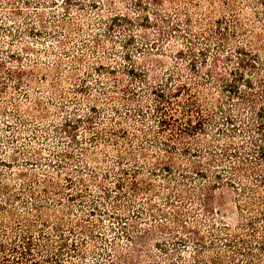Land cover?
Listing matches in <instances>:
<instances>
[{
	"label": "rangeland",
	"instance_id": "1",
	"mask_svg": "<svg viewBox=\"0 0 264 264\" xmlns=\"http://www.w3.org/2000/svg\"><path fill=\"white\" fill-rule=\"evenodd\" d=\"M238 1L240 17L246 22V27L254 26L256 31H262L263 27L253 14L249 0ZM222 9L217 0H0V187L6 186L19 192L28 186L31 175L41 180L45 173L52 175L59 185L65 186V172L74 170L72 178L79 175L87 188L81 191V197L71 196L67 199V195L58 196L64 203L67 228L78 229L81 223L87 222L86 219L100 224L94 228L92 237L86 233L70 236L72 241L84 238L85 245L79 247L83 256L66 254L58 264H107L110 257L104 255V251L114 254V245L118 252L116 256L121 253L131 257L132 264H174L178 251L188 256V250L173 244L169 234L154 226L165 220L158 213L172 212V207L165 203V197L175 188L181 177L180 169L186 168L191 157L180 151V145H177L178 149L173 152L176 165L172 171L166 174L161 171L151 173L156 157L165 154L159 142L165 136L157 126L158 118L152 109L154 95L150 89L157 81L165 82V76L175 66L182 67L186 63L184 57L177 53L186 45L185 40L180 38L186 27L184 13H189L195 19L207 15V19L213 20L222 15ZM165 18L173 23L179 21V27L172 29L175 27ZM201 27L206 31L207 28L200 25L192 28L193 33ZM240 37L232 39L231 44L240 43ZM191 39L198 47L211 41ZM130 63L137 72L142 70L148 73V86L122 70ZM99 65L103 66L102 69L98 68ZM209 65L208 57L205 67ZM112 66L120 79L118 86H115L113 76L107 73V68ZM201 68L204 69L203 66ZM19 70L20 82L14 75ZM129 87L134 91L133 96L126 92ZM202 90L204 95L210 96L212 91L214 97L220 99L217 88ZM108 95H114L115 99ZM90 106H95L99 111L93 119V131L105 127L108 128L106 131L125 128L126 137L118 139L121 150L138 153V163L144 165L140 176L154 184L149 192L136 194L131 204L127 196L121 195L118 203L125 207L118 219L103 213L88 215V205L92 199L109 211L112 210L110 205L115 203L113 195L119 191L115 186L119 172L115 162V146L111 141L93 145L89 141L92 131H88L81 122L76 128L78 145L72 144L68 137L58 131L67 118L81 121ZM113 107L118 109L120 117L117 118L112 112ZM125 107L131 110L140 107L143 113L124 114ZM143 131L149 134L147 138L143 136ZM214 133L213 128L208 129L204 136L192 140L193 145L204 148L203 142ZM155 134L158 141L152 142L151 135ZM106 135L108 139L113 136L108 132ZM219 142L222 140L219 139ZM66 148L71 151L72 157L63 160L64 168L60 172L55 164L47 165L46 159L52 157L53 151L60 153ZM140 150L149 153L150 157L143 159ZM123 164L134 166L130 160ZM91 174L95 177H91ZM90 178L99 181L105 191L109 190L110 197H104L103 190H99ZM81 188L83 186L75 178L65 192L75 193ZM56 195L53 194L58 198ZM23 196L24 200L29 199ZM149 198L156 205L155 218L148 216L145 202ZM2 201L0 193V203ZM52 203L51 198L44 202L47 206H52ZM174 203L179 205L178 201ZM12 205L18 213L30 215L29 203L27 207L15 200ZM185 206L193 207L190 219H206L198 207ZM134 207L140 211L136 217L138 229H152L154 233L149 236L150 245L146 249L139 247L140 257L133 251L134 246L118 234L123 229L122 225L130 228V217L135 215L131 209ZM226 207L222 220L235 225L239 212L231 200H227ZM168 225L173 232L176 231L173 223L169 222ZM45 229L56 234L50 227ZM147 251L153 261L146 259ZM116 256L112 258L121 263Z\"/></svg>",
	"mask_w": 264,
	"mask_h": 264
},
{
	"label": "trees",
	"instance_id": "2",
	"mask_svg": "<svg viewBox=\"0 0 264 264\" xmlns=\"http://www.w3.org/2000/svg\"><path fill=\"white\" fill-rule=\"evenodd\" d=\"M217 1L223 13L216 19H207V15L195 19L189 13H184L186 27L180 38L185 40L186 45L177 53L184 57L186 63L182 67L175 66L165 76V82L157 81L150 89L154 95L152 109L158 118L157 126L165 136L162 141L159 140L165 152L164 159L160 155L156 157L151 173L161 171L166 174L172 171L176 165L173 152L178 149L177 145H180V151L191 157L186 168L180 169L181 177L175 188L165 197V203L172 207V212L158 213L165 220L154 226L169 234L173 244L188 250V256L178 251L174 264H264V0H249L253 14L263 27L262 31H256L254 26L246 27V22L240 17L238 0ZM165 20L175 27L172 29L179 27V21L173 23L171 19ZM200 25L206 27V31L201 27L193 33L192 28ZM239 36L240 43L232 45L231 40ZM191 38L211 41L204 42L202 46L200 42L198 47ZM207 56L210 59L209 67H205ZM102 67L99 65L98 68ZM115 70L112 66L107 68V73L113 76L115 86H118L120 79L116 77ZM122 70L148 86V73L142 70L137 72L133 63ZM14 75L18 81L21 79L20 70ZM212 87L220 92V99L215 98L212 91L210 96L203 94V88L211 90ZM127 91L133 96L134 91L130 87ZM108 97L115 99L114 95ZM112 112L117 118L121 116L116 107L112 108ZM134 112L139 114L143 110L140 107L133 110L125 107L124 114L133 115ZM98 114L97 108L90 106L81 121L67 118L58 131L68 137L72 144L78 145L76 128L81 122L88 131H92L89 141L93 145L111 141L115 146V162L119 169L115 183L119 191L113 195L115 203L110 205L112 210L109 211L92 199L88 205V215L103 213L118 219L125 207L118 203L121 195L127 196L131 204L136 194L149 192L154 184L140 176L144 165L138 163V153L121 150L118 139L126 137L125 128L106 131L108 128L105 127L93 131V119ZM211 128L215 133L203 142L204 148L193 145L194 138L204 136ZM106 132L113 136L108 139ZM147 135L143 131L145 138ZM151 136L152 142L158 141L157 134ZM139 154L143 159L150 157L144 150H140ZM71 157L72 153L67 148L60 153L53 151L46 163L55 164L59 171L64 168L63 160ZM128 160L133 167L123 164ZM72 172L75 173L74 170L65 172V186L59 185L52 175L45 173L41 180L31 175L28 186L19 192L6 186L0 187L3 198L0 203V264H58L66 254L83 256L79 247L85 245L84 238L72 241L70 236L86 233L92 237L94 228L100 224L86 219L87 222L81 223L78 229L67 228L64 203L58 196L67 195V199L71 196L81 197V191L87 188L84 179L77 175L76 182L83 188L66 194L65 189L71 187L75 179ZM90 176L95 177L94 174ZM90 180L96 183L99 190H103L104 197H110L109 190L105 191L99 181L94 178ZM53 194H58V198ZM23 195L29 199L24 200ZM49 198L53 201L52 206L44 204ZM15 200L26 205L29 203L30 215L18 213L12 205ZM227 200H231L239 212L235 225L222 220ZM176 201L179 205L174 203ZM145 204L148 216L155 218L156 205L151 198ZM185 205L198 207L206 219H190L193 207ZM134 209H131L135 215L130 217V228L122 225L123 229L118 234L134 246L133 251L140 257L139 247L146 249L150 245L149 236L154 233L152 229H138L136 217L140 211ZM169 222L176 227L175 232L169 228ZM45 227H50L56 234L46 231ZM114 246V254L104 251V255L110 257L107 264H132L131 257L121 253L116 256L118 252ZM113 255L121 263L114 260ZM145 255L146 259L153 261L149 251Z\"/></svg>",
	"mask_w": 264,
	"mask_h": 264
}]
</instances>
